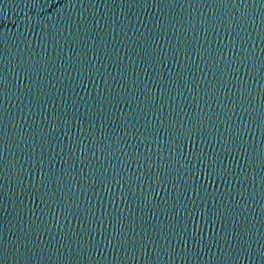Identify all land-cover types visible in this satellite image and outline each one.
Masks as SVG:
<instances>
[{"label": "water", "instance_id": "1", "mask_svg": "<svg viewBox=\"0 0 264 264\" xmlns=\"http://www.w3.org/2000/svg\"><path fill=\"white\" fill-rule=\"evenodd\" d=\"M0 264H264V0H0Z\"/></svg>", "mask_w": 264, "mask_h": 264}]
</instances>
